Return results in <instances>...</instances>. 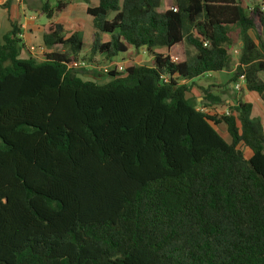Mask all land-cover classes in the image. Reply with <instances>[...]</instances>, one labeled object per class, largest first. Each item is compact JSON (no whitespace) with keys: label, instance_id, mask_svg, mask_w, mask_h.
I'll return each instance as SVG.
<instances>
[{"label":"trees","instance_id":"1","mask_svg":"<svg viewBox=\"0 0 264 264\" xmlns=\"http://www.w3.org/2000/svg\"><path fill=\"white\" fill-rule=\"evenodd\" d=\"M83 1L90 55L143 49L148 64L109 69L105 82L80 76L84 34L53 19L69 0L37 10L48 19L40 59L19 56L10 19L0 42V264H264V124L249 101L210 112L211 86L201 102L187 96L195 79L229 67L236 46L228 83L242 74L264 101V8Z\"/></svg>","mask_w":264,"mask_h":264},{"label":"rangeland","instance_id":"2","mask_svg":"<svg viewBox=\"0 0 264 264\" xmlns=\"http://www.w3.org/2000/svg\"><path fill=\"white\" fill-rule=\"evenodd\" d=\"M46 0H6L7 13L17 22L27 21L30 22L28 17L34 14L37 18L38 23L45 24L48 22V19L44 14L36 13V10L40 7V5ZM50 3H55L56 0H48ZM71 3L68 5L65 11L56 14L53 18L55 21H60L65 24V27L68 32H72L75 29H79L84 34V48L79 54V58L81 62L84 60L85 65L91 66V68L86 67L84 65H79L77 67V72L84 79L91 78L92 76H97L99 82H105L108 80L107 75L104 74L105 69H116L118 64H121L123 67H127L129 65H142L148 64L149 55L143 49H133L129 48L127 52L118 53L113 57V61H109L105 59L103 56H99L95 54L94 56L90 55V46L93 39V27L91 17L85 11V3L83 0H70ZM254 4H259L264 8V0H252ZM14 3V5H12ZM15 3L17 5H15ZM244 3V2H243ZM23 6L24 10L18 9L17 6ZM174 5V0H164L161 6L158 8L161 11L166 6ZM244 5V4H243ZM0 8H4L0 6ZM33 9V10H32ZM24 11V13H23ZM41 36V35H40ZM39 36V38H40ZM107 38L104 37V39ZM189 48V51H192V48L188 46L186 43L184 44ZM28 51L35 52L36 48L39 45L28 44ZM165 50L164 48H159L158 51ZM181 48L177 46L172 52V55H176V53H180ZM232 61L228 68L220 71L211 73V75L206 74L205 76H201L194 80V86L189 89L187 96H192L197 100V102L203 101V92L200 90L201 88H207L211 86L210 93L218 99L214 103L211 104L209 110L213 113H226L228 111V102H236V101H251V102H264L255 92L248 91L244 82H236L228 83L233 72L234 68L237 65V47L234 46L231 50ZM262 76V77H261ZM259 77L264 79V72H261ZM94 78V77H92ZM239 82V88L236 89L234 86ZM228 100V101H227ZM253 116L257 115L260 117L261 122L264 124V109L259 105L254 103ZM215 129L219 132V134L227 141H230V137L227 134L226 127L223 123L214 126ZM243 150L244 154H248V150L243 148L240 144L238 146Z\"/></svg>","mask_w":264,"mask_h":264},{"label":"crops","instance_id":"3","mask_svg":"<svg viewBox=\"0 0 264 264\" xmlns=\"http://www.w3.org/2000/svg\"><path fill=\"white\" fill-rule=\"evenodd\" d=\"M16 1H19V0H16ZM91 2H94V0H91ZM70 3H71V1H70ZM5 5H6V0H0V6L4 7V8H0V42H1L2 35L4 33L8 32L9 29H10V19H13L7 13V10L5 9L6 8ZM12 5H14V3ZM15 5H17V4L15 3ZM86 5L87 4L85 3V9H86ZM17 7H18V9L20 8L21 10H24L23 9V6H21V5H19ZM166 7H171V6H166ZM34 10H36V13H39L37 11L38 10L37 8L34 9ZM23 13H24V11H23ZM28 19L30 20V22H27V21H21L20 23L17 22L19 24V26H20L21 23H24L25 24V27L24 28H21V33H20V37L22 39L23 47L20 50L19 56L20 57H26L29 54V55H32L33 57L37 58V59H40L43 53H41L40 51H38V47L36 48L35 52H32V51H28L27 50L29 48L27 45L28 44L39 45V46L42 45V32H43V25L44 24L38 23L37 18H36V16L34 14L30 15L28 17ZM14 20H16V19L14 18ZM57 22H60V21H57ZM39 36H40V38H39ZM218 72H220V71H218ZM212 73L214 75V73H216V72H212ZM208 74L211 75V73H208ZM259 75H261V72L259 73ZM241 101H244V100H241ZM249 102H251V101H249ZM234 103L235 102H232V103L231 102H228L227 104H234ZM251 103H252V111H251V114L253 113L254 103L259 104L264 109V102H262V103L261 102H251ZM252 115H254V114H252ZM255 116H257V115H255ZM257 117H259V116H257Z\"/></svg>","mask_w":264,"mask_h":264},{"label":"built area","instance_id":"4","mask_svg":"<svg viewBox=\"0 0 264 264\" xmlns=\"http://www.w3.org/2000/svg\"><path fill=\"white\" fill-rule=\"evenodd\" d=\"M24 27H25V24H24V23H21V24H20V28H24ZM204 45H206V42H204ZM38 51H40L41 53H43V52H45V49H44L43 46L41 45V46L38 47ZM171 57H172V60H175V59H176V57H175L174 55H171ZM79 65H84V66H86V67H88V68H89V67L91 68V66H89V65H85L83 61L78 62V63H77V67H79ZM123 70H124V67H123L121 64H118V66H117V71H123ZM105 71H108V70L105 69ZM238 81H239L240 83H241V82H244V76H243L242 74L239 76ZM239 82L236 83L235 86H234L236 89L239 88Z\"/></svg>","mask_w":264,"mask_h":264}]
</instances>
